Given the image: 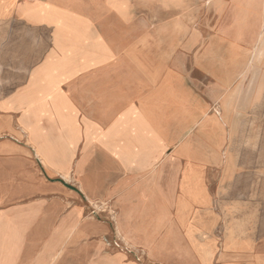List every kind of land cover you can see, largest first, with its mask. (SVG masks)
<instances>
[{"label":"crops","instance_id":"1","mask_svg":"<svg viewBox=\"0 0 264 264\" xmlns=\"http://www.w3.org/2000/svg\"><path fill=\"white\" fill-rule=\"evenodd\" d=\"M259 113L264 0H0V264H264L256 222L213 201L264 189ZM18 189L53 199L3 211ZM81 189H106L112 231ZM108 232L127 251L76 248Z\"/></svg>","mask_w":264,"mask_h":264},{"label":"rangeland","instance_id":"2","mask_svg":"<svg viewBox=\"0 0 264 264\" xmlns=\"http://www.w3.org/2000/svg\"><path fill=\"white\" fill-rule=\"evenodd\" d=\"M257 121L259 122V124L256 130L250 131L249 129H246L244 133L246 137L252 136V138H254L257 143V146H253V149L257 148V151L252 152L256 154V162L251 164L253 166H256L257 178L258 181L260 182L261 179L264 180V113L258 114ZM261 122H263V124H261ZM243 164H245V162ZM246 164L248 165L247 167V173H248L250 165L248 163ZM246 164L244 165L245 167L247 166ZM253 172H255V170H253ZM248 181L249 180L247 178L245 182L248 183ZM81 190L83 191V194L81 195V199H77L76 202L78 203L77 205L81 206L82 209L81 216L83 222L86 220H92L100 226H108V228L112 231L114 214L113 211L109 209L110 205L106 197L107 196L106 189H81ZM240 190L242 192L229 193L226 194L225 196L215 194L213 195V201L217 202L219 200L220 201L225 200L226 202L237 201V203H240L238 205V209L227 208L224 210V213L226 214V219L231 220L235 217L237 218L240 217L241 221H240V226H238V228H240L239 230L240 233L244 235H247L250 233V231H252V227L250 225L256 222L257 225L253 224V232L260 235L264 232V225L259 224L260 221L264 219V189H240ZM24 191L25 189H18L17 198L15 197L12 198L11 196L10 200L4 201L2 203L1 209L4 211L15 207L30 205L31 203H36L38 201H52L53 199L52 195L43 196L39 193L24 194ZM68 202H70V205H73L75 200L71 199ZM252 204L255 208L250 209L249 207ZM38 212L40 213V216H44L42 210H39ZM215 212H222V210L220 211L215 210ZM53 216H57V214H53ZM44 217L50 219V217H48L47 215ZM44 239H41L39 241H32V239L29 240L26 237H23L17 242L16 241H12V242L14 245L15 244L18 245L20 250L25 249L24 248L25 246L30 247L31 245H33L34 248L33 249L29 248V251L40 252L43 249H46L47 245L54 243V241L48 242L47 240ZM2 244L4 246L5 242H3ZM66 246H67V250H73L74 242H70ZM76 248L80 249L83 253L89 254V252L91 251H98V254H103V255H115L117 254L118 251H127L126 249H124L125 247H123L114 240L110 232L104 233L103 235H88V236L83 235L81 240H79V242L77 243ZM2 250H4V248ZM14 250H16V248ZM4 251L2 253H4ZM206 254L207 255L202 258L203 263L213 264L211 258L212 253L208 251ZM123 260H124L123 263L122 261H120L121 262L120 264H146L143 259L136 258L135 256L132 255H130V257L125 258ZM116 261L117 260L113 258V262H114L113 264H117ZM156 264H160V263H156Z\"/></svg>","mask_w":264,"mask_h":264}]
</instances>
